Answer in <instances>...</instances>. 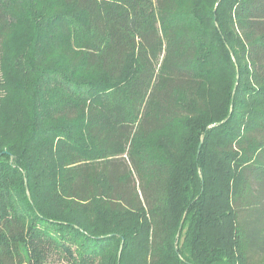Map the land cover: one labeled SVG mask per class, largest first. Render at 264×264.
Returning <instances> with one entry per match:
<instances>
[{
	"label": "trees",
	"instance_id": "obj_1",
	"mask_svg": "<svg viewBox=\"0 0 264 264\" xmlns=\"http://www.w3.org/2000/svg\"><path fill=\"white\" fill-rule=\"evenodd\" d=\"M26 12L0 0V264H264V0H54L19 83Z\"/></svg>",
	"mask_w": 264,
	"mask_h": 264
},
{
	"label": "rangeland",
	"instance_id": "obj_2",
	"mask_svg": "<svg viewBox=\"0 0 264 264\" xmlns=\"http://www.w3.org/2000/svg\"><path fill=\"white\" fill-rule=\"evenodd\" d=\"M10 6L17 5L22 9H31L32 13L22 15L21 18H12L11 23L15 34V41L12 48L9 50V62L11 63L8 66V70L14 79H18L19 83L21 82L18 78V72H22L24 69L30 71L31 67L29 65L31 60H34L36 55H41L42 52H37L34 55L33 52V44L39 45V37L44 35H50L49 38H53V29L57 28L58 25L50 26V23L46 22V11L50 4L53 3L54 0H5ZM27 5V6H26ZM39 19V20H38ZM38 20L36 24L32 23L33 21ZM22 27V29H21ZM47 41V39H46ZM42 44V51H44V47L46 44ZM31 66V65H30ZM123 244L120 245L118 251V260L115 257V254L106 255V258L103 260H94V264H122L121 259L123 255ZM51 255L53 258H56L57 253L54 249L51 250ZM59 262L64 264H70L66 259L59 257ZM93 261H88L85 264H91Z\"/></svg>",
	"mask_w": 264,
	"mask_h": 264
},
{
	"label": "water",
	"instance_id": "obj_3",
	"mask_svg": "<svg viewBox=\"0 0 264 264\" xmlns=\"http://www.w3.org/2000/svg\"><path fill=\"white\" fill-rule=\"evenodd\" d=\"M215 12H216V10H215ZM0 156H1V154H0ZM182 226H183V222H182V224H181V227H180V229H182Z\"/></svg>",
	"mask_w": 264,
	"mask_h": 264
}]
</instances>
